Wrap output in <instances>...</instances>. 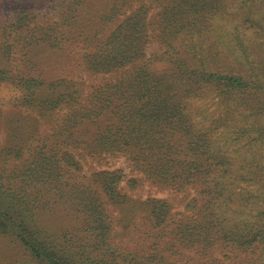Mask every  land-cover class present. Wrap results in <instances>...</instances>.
I'll use <instances>...</instances> for the list:
<instances>
[{
    "label": "trees",
    "instance_id": "16d2710c",
    "mask_svg": "<svg viewBox=\"0 0 264 264\" xmlns=\"http://www.w3.org/2000/svg\"><path fill=\"white\" fill-rule=\"evenodd\" d=\"M35 2L0 0V235L31 264H264L262 166L227 147L264 134V43H226L223 0Z\"/></svg>",
    "mask_w": 264,
    "mask_h": 264
},
{
    "label": "rangeland",
    "instance_id": "374dc122",
    "mask_svg": "<svg viewBox=\"0 0 264 264\" xmlns=\"http://www.w3.org/2000/svg\"><path fill=\"white\" fill-rule=\"evenodd\" d=\"M52 1V4L49 2ZM58 0H36L34 3L35 8H39L42 11L50 10L51 15L53 13L54 4ZM226 2V5L229 7L230 15L222 16V18H218L215 21L216 25H219L224 30L227 31L226 33V43L229 44V41L232 38H235L237 35L233 34V32L237 31L240 34V38L242 39L244 46H256L260 43H264V0H223ZM37 2L39 5H37ZM12 6L15 8L23 7L26 5L22 4V0H13ZM8 8V7H6ZM5 13L11 12L9 9H5ZM250 20L257 21L260 25L256 29L248 28L251 26ZM246 22H248L246 24ZM219 29V28H218ZM220 30V29H219ZM263 33V35L257 36V33ZM234 35V36H233ZM2 34L0 33V44L4 43V38L1 37ZM14 44L13 41L8 43V46H12ZM236 46L235 44H233ZM238 47V46H236ZM81 51V50H78ZM82 52V51H81ZM76 58H79V52H75ZM69 63V62H68ZM70 70L75 72V75L81 74V77L88 80L89 86L93 84L97 77L90 76L89 74H85L82 70L77 66H71ZM19 91L16 90L14 87L9 85H3L0 87V109L2 114L5 116L6 121H10L13 117V113L15 111V102L16 98H19L20 95ZM209 113L215 111H222L224 110L223 107H218L217 102L215 100H209L207 106ZM258 112V115H261L263 112L261 109ZM261 112V113H260ZM225 114V113H224ZM236 116L238 115H247L249 114L248 111L240 110L235 113ZM240 117V116H239ZM263 122L256 123L253 127L255 130L251 129L246 136H241L240 141L237 140V144L235 146H231V141L227 142V147L230 151H234L235 155L239 157V160H243V158L250 156L255 162V165L261 164L262 168L259 166L255 168L254 173H257L264 176V134L261 135L259 129L262 126ZM6 134L4 132V127H0V144L4 141L5 142ZM255 139V140H252ZM223 145L226 144L227 138H222ZM253 146L254 152H251L248 147ZM110 164L113 168H123L129 176L133 175L131 172V168L129 167L125 158L114 159L110 161ZM137 197H166L168 192H160L153 187H149L147 185L142 186L139 189H135L133 191ZM128 237L122 239V242L128 241ZM0 264H31L30 258L27 257L25 252L15 243L11 242L5 236L0 235Z\"/></svg>",
    "mask_w": 264,
    "mask_h": 264
}]
</instances>
